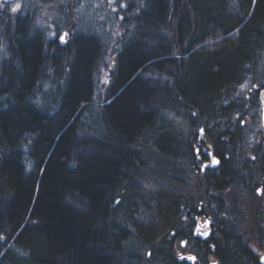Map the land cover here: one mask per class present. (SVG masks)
Here are the masks:
<instances>
[{"label": "trees", "instance_id": "obj_1", "mask_svg": "<svg viewBox=\"0 0 264 264\" xmlns=\"http://www.w3.org/2000/svg\"><path fill=\"white\" fill-rule=\"evenodd\" d=\"M142 1L94 106L101 38L67 19L62 45L0 10V264H178L166 241L188 211L214 222L221 264H262L264 135L249 143L233 95L264 65V0ZM54 8L55 24L71 10ZM197 143L218 168L202 172ZM190 170L187 199L171 187Z\"/></svg>", "mask_w": 264, "mask_h": 264}, {"label": "rangeland", "instance_id": "obj_2", "mask_svg": "<svg viewBox=\"0 0 264 264\" xmlns=\"http://www.w3.org/2000/svg\"><path fill=\"white\" fill-rule=\"evenodd\" d=\"M71 2H74V6L72 7V9L68 12H65L64 15L56 18V24L52 21L54 5L45 1H43L42 3H37L35 0H0V10L8 11L13 17L14 14H16V11H13L12 9L16 8V5H20V14H22L21 11L23 9L33 12L34 24L39 23V29L42 30H44L45 26L48 27L46 37L49 40L55 39L60 33L62 34L65 31L64 29L61 30L60 33H58V27H66L67 19L70 20V22L68 23L73 28V33L75 34V36L84 33L85 35H97L101 38V40L105 43V57L103 58L97 74L96 91L93 103L94 106L97 105V103L105 101L107 99L109 88L111 87L113 82V74L116 70L117 54L123 49L125 41L127 40V36H129V33L126 34L128 28L124 26V16L126 15V12L129 8H132V11L134 12L137 5L140 6L139 8L142 11L145 10L146 2L142 0H62L59 3L58 7L54 9H64V7L66 5L69 6ZM133 14L135 15V13ZM128 15H130V13H128ZM2 29L3 28H0V34L2 32ZM6 56H8L7 48H4L0 45V65L2 64V60ZM261 86H264V65L258 68L257 73L254 74L253 77H251V80L249 82L247 81L245 82V84L238 87L234 91L233 95V98L236 101L243 98L248 99L247 103L246 101H243L244 107L246 109L245 135L251 145L255 144V142H258L257 139L264 135L263 128L260 122V101L259 108H257L256 105L252 104L253 100L251 96L256 92L255 87L260 88ZM94 114H96L97 116L95 110L94 113L91 111V113L87 115V119H85L84 121L92 122L95 118ZM197 133L198 142L201 141L202 137L204 141L205 135L203 136L201 130ZM203 143H205V141ZM207 148L209 151L205 150V152H207L210 157L215 156L213 151H211V146L208 145ZM195 150L197 153L196 157L198 160V164L203 166L204 158L200 154V147L198 146V143L196 144ZM252 157L253 156L250 155V158ZM175 179L178 182L179 180L185 179L184 186L180 185V181L179 184H173L175 187L171 188H174V191L182 192L183 195L188 199V195L193 194V183L195 180L194 174L190 170L189 173L183 178L175 177ZM181 183L183 184V182ZM180 186L181 188H179Z\"/></svg>", "mask_w": 264, "mask_h": 264}, {"label": "flooded vegetation", "instance_id": "obj_3", "mask_svg": "<svg viewBox=\"0 0 264 264\" xmlns=\"http://www.w3.org/2000/svg\"><path fill=\"white\" fill-rule=\"evenodd\" d=\"M20 9L18 8L15 13H19ZM62 34L69 35L67 31H64ZM201 152L207 154L210 160H203V166L200 165L202 172H204L208 168H211L207 166L211 162V158L205 152V149L200 150V154ZM188 213L189 216H184L182 219L183 228L180 231L172 232V237L166 241L171 257L173 256L178 264H221L214 255L207 252V242L215 234L214 222L208 234L206 225L210 217L206 215H194L192 211H188ZM165 259H168V257H165Z\"/></svg>", "mask_w": 264, "mask_h": 264}, {"label": "bare ground", "instance_id": "obj_4", "mask_svg": "<svg viewBox=\"0 0 264 264\" xmlns=\"http://www.w3.org/2000/svg\"><path fill=\"white\" fill-rule=\"evenodd\" d=\"M74 6V4L73 3H70V5L68 6L69 8H71L72 9V7ZM21 10V9H20ZM23 14H19V13H16V14H14V17H15V19L16 20H23V19H26L28 22H33L34 21V16H33V12H31V11H26L25 9H23L22 11H21ZM13 17V16H12ZM13 17V18H14ZM35 26H37V28H40V24L39 23H37ZM29 29V32H31V33H33V31H34V29H33V27H31V26H29L28 27ZM212 168V167H211ZM209 169V168H208Z\"/></svg>", "mask_w": 264, "mask_h": 264}, {"label": "water", "instance_id": "obj_5", "mask_svg": "<svg viewBox=\"0 0 264 264\" xmlns=\"http://www.w3.org/2000/svg\"><path fill=\"white\" fill-rule=\"evenodd\" d=\"M63 44H65V36H64ZM260 101H261V107H262V124H263V127H264V91L261 92ZM201 132L203 134L204 131L202 130ZM215 160H217V159H215ZM214 163L215 164H213V167H217L218 166V162L214 161ZM211 224H212V221H209L208 222V226H207L208 231H210V225Z\"/></svg>", "mask_w": 264, "mask_h": 264}, {"label": "snow or ice", "instance_id": "obj_6", "mask_svg": "<svg viewBox=\"0 0 264 264\" xmlns=\"http://www.w3.org/2000/svg\"><path fill=\"white\" fill-rule=\"evenodd\" d=\"M19 7H20V5H16V8H13L12 10H13V11H16L17 8H19ZM61 40H62V41L64 40V37H63V36L61 37Z\"/></svg>", "mask_w": 264, "mask_h": 264}]
</instances>
